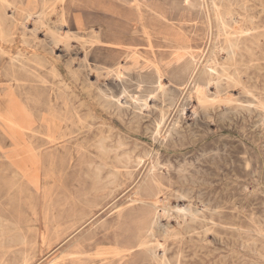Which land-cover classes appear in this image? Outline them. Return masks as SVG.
Here are the masks:
<instances>
[{
  "label": "rangeland",
  "instance_id": "rangeland-1",
  "mask_svg": "<svg viewBox=\"0 0 264 264\" xmlns=\"http://www.w3.org/2000/svg\"><path fill=\"white\" fill-rule=\"evenodd\" d=\"M113 1L117 4L107 0L103 7L97 8L98 12L93 8L89 9L101 16V21L107 29L105 35L113 33L127 21V17H130L129 5ZM141 1H147L168 18L165 22L156 16L146 20L153 30L156 41H162L159 37L171 38L177 34L175 27L165 26L167 23L175 24L177 28L182 24L187 33L196 30L200 34L203 40L199 39L198 42L205 46V53L215 54L220 61V67L225 64L223 68L230 73L236 68L241 69L242 79L248 86L246 99L249 108L228 112L221 106L220 109H213L210 117L202 116L196 122L194 116L190 114L193 107L189 105L183 113V123L189 127L183 129L181 134H174L173 138L167 136L168 132L165 134L167 138H164L163 134L179 117L180 113L176 112L174 107L166 124L156 136L152 135L153 114L149 119L139 121L135 119L126 124L115 120L116 126L121 128L123 135L127 136L125 140L128 141V144L122 145L120 151L131 150L134 156L141 158L136 168L137 180L130 186L125 184L119 187L116 200L90 222L84 224L85 226L83 225L82 230L78 232L73 231L89 218L84 217L80 210L87 198H92L91 192H94L92 182L87 180L79 183L67 178L61 179V172L55 165L58 157L52 153L54 145L42 146V152L35 156L36 162L33 164L26 162L29 158L25 154L11 153L13 144L0 132V264H119L118 252L122 243L115 240L117 212L122 204L126 206L125 202L144 185L149 173L147 166L152 163L151 156L163 163L161 165L164 168L160 165L158 170L170 167L177 175L188 171L182 174L183 183L175 185L176 191L171 201L173 205L176 202L181 204V208L189 205L196 213L194 226L190 232L184 230V219H189L190 222L189 211L183 210L178 213V210L171 209L169 219L163 220L164 223L170 224L171 233L166 238L168 241L166 243L171 264H264V0H232L237 22H230V26L227 24L221 32L213 21L210 30L213 34L209 33L207 16L211 15L214 18V13L208 11L207 5L191 6V3L196 4L202 0ZM51 2L58 4L60 1ZM240 5L242 7H239ZM244 6L247 8L244 9ZM219 8L223 12V0L219 2ZM27 25L34 29L33 23ZM97 25L94 27H98ZM19 26L15 29L16 42L11 43L9 38L0 36V47L11 49L10 53L16 56L30 58L27 66L29 75H18L27 79L24 81L27 86L24 89L11 87V84H14L10 81L12 71L8 70L6 74L3 71L4 67L6 70L8 68L9 55L0 52V114L6 115L9 103L7 92L11 91L15 93L13 95L18 103L27 105L38 120L43 117L50 124V121L59 122L65 118V125L70 131L75 132L74 135L81 128L93 125L94 133H90L89 138L88 134L79 135L78 148L81 152L72 149L75 159H81L79 167L76 172H73L72 168L66 169L65 176L79 178L81 175L83 179L93 158L102 167L101 171L98 170L96 173L104 175L105 178L108 167L100 164L102 158L95 147L96 141L102 135L97 129L102 121L101 107L98 106L96 97L82 90L84 75L80 69L76 66L70 69L65 64L68 59L66 52L71 50L72 39L67 37V40L61 42L64 46L60 44L63 56L61 61L53 66L42 61L41 56L32 57L29 53L31 49L27 50L19 43ZM67 26L72 27L71 24ZM231 32L239 36L259 34L252 41L241 42L240 46L235 48V54H231L233 58L231 59L226 44V36ZM44 33V29L36 33L37 40L42 41L40 45L42 53L45 52L43 45L48 42L47 39L53 43L58 39L56 32L52 36L54 39L57 37L55 40L42 37ZM137 36L143 37L141 30ZM104 46H95L98 51L96 53L98 64L101 67L113 57L116 60V56L107 51L112 47ZM143 49L145 48L141 47V51H145ZM141 56L142 62L146 61V58H153V55L147 52H143ZM160 62L167 65L164 66L165 77H171L177 69V64L170 63L168 55H163ZM130 70L122 76L119 89H127L135 96H146L149 87L154 85L157 79L152 66ZM89 78L94 79L92 76ZM192 87L193 83L187 86L188 92ZM15 89L17 90L14 91ZM212 98L206 101V104L214 107L225 105L219 98ZM156 101L159 106L165 102L161 98ZM143 112L147 113L146 110ZM177 127L182 129L180 123ZM52 130L49 132L54 138L56 133ZM104 134H108L107 125L103 126L102 136ZM39 139L44 141L38 140L39 143H46L43 136ZM69 156L67 152L63 158L67 161ZM104 180L106 179L100 176L97 178L98 188L106 187ZM107 186L105 189L108 191L111 184ZM109 200L110 198L103 200L102 205ZM136 214L137 211H128L127 217L132 218ZM81 234L88 239L82 245H74L76 237ZM158 239L164 242L163 237ZM133 264L151 262L148 259H139Z\"/></svg>",
  "mask_w": 264,
  "mask_h": 264
},
{
  "label": "bare ground",
  "instance_id": "bare-ground-1",
  "mask_svg": "<svg viewBox=\"0 0 264 264\" xmlns=\"http://www.w3.org/2000/svg\"><path fill=\"white\" fill-rule=\"evenodd\" d=\"M59 1L58 4H53L51 0H0V36L9 38L8 40L11 43L16 42L15 29L20 25L19 43L27 50L31 49L29 53L32 57L38 58L41 56L42 61L53 66L59 63L63 56L60 44L67 37L72 39L71 50L66 52L68 59H66L65 64L70 69L73 66L80 69L84 75L81 84L82 90L87 91L90 96L93 95L96 97L98 106L101 107L100 117L102 121L97 126V129L103 135V126L107 125L108 134L101 135L96 141L95 147L98 149L100 157L102 158L100 164L108 167L107 174L105 178L104 175H98L96 172L98 170L101 171L102 167L98 165L95 159L91 158L89 170L83 176V179L81 175H79V178H75L74 176L66 177V169L72 168V171L76 172L81 161V159H75V153H72V149L74 148L78 153L81 152V149L78 148L80 145L78 142L80 139L79 135L83 136V134H88L87 136L89 138V134L94 133L93 125L81 128L74 135L75 132L70 131L68 126L65 125V118L60 119L59 122L50 121V124L43 117L38 120L27 105L18 103L13 95L15 93L11 91L7 92L9 103L6 108V115L0 114V123H2L0 132L9 138L13 144L11 153L25 154L29 158L26 162L33 164L36 162L35 156L41 154L42 146L45 144L54 145L55 147L52 149V153L58 157L55 165L61 172V179L67 178V180H73L79 183L86 182L87 180L92 182L94 189V192H91L92 198H87L80 210L84 214V217L88 216L89 218L73 231L78 232L82 230L85 226L84 224L90 222L92 218H95L98 213L103 212L111 202L116 200L118 196L116 192L119 187L125 184L130 186L136 183L137 180L135 176L137 172L136 168L141 158L134 156L131 150L123 149L120 151L122 145L128 144V141L125 140L127 136L123 135L121 128L116 126L115 120H120L126 124L133 122L135 119L138 121L139 119H149L154 115L152 118L154 122L152 135L156 136L166 124L174 107L173 109L176 108V112L180 113L178 114L179 117L172 123L173 125L169 130H166L165 133L163 132L164 138H167V136L173 138L174 134H181L180 132L183 129L189 127V125L185 126V123H183V113H185L189 105L193 107L190 114L194 116L196 122L202 116L205 118L210 117L211 111L216 108L220 109L219 107L221 106H223V110L228 112L237 109L247 110L249 108L248 100L246 99L248 86L242 79L241 69L236 68L232 73L227 72L223 68L225 64L220 67V61L213 52L211 54L205 53V46L202 42H198L199 39L203 40V38H200V34L196 30H193L195 32L187 33L182 24H179L180 27L177 28L175 24L167 23L165 26L175 27L177 34L171 38L159 37L162 41H156L153 30L146 23V20L149 17L156 16V18L162 19L165 22L168 21V18L166 15L155 10L147 1L117 0L121 4L129 5L130 17H127V21L109 35H105L107 30L106 25L101 21V16L97 13V8L103 7L107 0ZM110 1L117 4L113 0ZM220 1L222 0H202V2L196 4L191 3V6L207 5L208 11L214 13V18L211 15L207 16L209 33L213 27V21L216 22L218 31L224 30L227 24L236 21V12L232 3L234 0H223V12L219 8ZM241 5L239 7H242ZM90 8H93L97 12L89 11ZM245 8L247 6H244ZM28 23H33L34 29L28 27ZM67 24H71L72 27L69 28ZM96 24H98V27H94ZM195 26L194 24L193 27ZM41 29L45 31L44 36H42L44 38H53L52 36L55 34L58 36V39H56L57 37L55 38L57 41L54 43L49 42V39H47L48 42L43 45L44 53L40 52L42 41L37 40L36 34ZM140 30L143 36L141 38L137 36ZM211 34L213 33L211 32ZM258 34L251 33L239 36L233 32L228 33L226 36V44L229 58L232 53L235 54V48L239 47L241 42L252 41ZM55 39L53 38V40ZM97 45H105L104 47L110 45L112 49L110 48L107 51L115 55L116 60L113 57L105 66L101 67L98 64L96 56L98 51L95 49V46ZM141 47H144L145 49L143 50L145 51H141ZM0 52L9 55L8 68L6 70V67H4L3 71L5 74L8 73V70L10 72L12 71L10 73V81L14 82V84L12 83L11 87L17 86L15 87L17 89L26 88L27 84L24 81L27 79L19 77L18 75H29L27 66L30 58L22 55L16 56L10 53L11 49L6 50L2 47H0ZM143 52L152 54L153 58H146V61L142 62L140 57L143 58L141 56ZM163 55L169 56L170 63L175 62L177 64V69L174 70L169 78H166L164 75L166 68L164 66L167 65H163L160 62L163 60ZM231 59H233L232 56ZM145 66H152L153 72L157 77L154 85L149 87L146 96H135L127 89H119V83L123 79L122 76H125L128 70H137ZM130 72L132 71L130 70ZM89 76H92L94 79H90ZM192 83L193 87L188 92L187 86ZM233 90L237 95L233 93ZM212 97L219 98L225 105L214 107L206 104V101L208 102ZM160 98L164 99L165 102L163 101L164 103L159 106L156 100ZM150 100L152 102L151 104ZM193 102L195 104H192ZM235 102L238 103L235 104ZM144 110L147 113H144ZM37 122L39 124L36 125ZM178 123L182 125V129L177 127ZM50 129H53L52 131L55 130L56 135L54 138L50 135ZM166 133L168 134L167 136L165 135ZM41 136L45 138L46 143L38 142V140L42 141V139H39ZM67 152L70 156L66 161L63 156ZM154 158V156H151L150 159L152 160L150 164L153 165L148 164L147 166L149 173L144 181V185L140 186L133 197L125 202L126 206L122 204L117 212L118 220L115 223V240L118 243H122V247L118 252L119 264H133V262L139 259H148L151 264H171L170 257L168 256L169 248L166 243L168 242L166 238L171 233L170 224L169 222H163L164 219H169V211L171 209L178 210V213L183 210L189 211L190 222L189 219H184L185 231L190 232L194 226L193 220L195 219L196 213L193 209L189 205L182 206L183 208H181V204L176 202L173 205L171 201L172 196L175 195V185L183 183L184 175L182 174L188 171L177 175L173 173L170 167L158 170L159 166L163 163ZM99 176L102 179H106L104 180L105 188L108 187V184H111L108 191L105 188L97 187L98 183L96 180ZM109 198V202L102 205L103 200ZM128 211H137V214L129 218L127 217ZM84 236V234L77 236L74 245H82L88 239L84 238ZM159 237H163V243L158 239Z\"/></svg>",
  "mask_w": 264,
  "mask_h": 264
}]
</instances>
